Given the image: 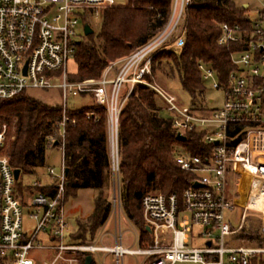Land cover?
<instances>
[{"label":"built area","instance_id":"1","mask_svg":"<svg viewBox=\"0 0 264 264\" xmlns=\"http://www.w3.org/2000/svg\"><path fill=\"white\" fill-rule=\"evenodd\" d=\"M189 0H174L168 23L145 45L108 65L97 80L72 81L68 66L81 40L80 27L88 19H100L103 11L123 5L120 0H0V101L30 90H60L62 121L58 124L62 153L59 173L48 169L53 182L31 187L23 199L17 194L15 169L5 153L8 126L0 123V258L5 264H81L91 257L96 264H264V246L242 245L233 236L243 228L228 223L226 213L235 206L264 214V8L251 19V28L221 26L218 44H242L231 55L233 70L221 82L207 64L198 68L205 84L223 92V105L210 110L185 106L145 78L143 65L183 36L182 26ZM182 24V25H181ZM146 86L163 103L164 116L176 136L200 135L207 150L194 155L177 146L174 161L191 174L182 198L149 192L141 200L142 217L149 239L123 243L119 177V121L122 110L137 86ZM69 97H89L105 110L111 145L113 201L110 219L114 233L105 231L88 243L74 241L65 213V130ZM212 102V101H210ZM21 175V174H20ZM199 185L195 187V185ZM54 191L52 195L39 189ZM30 207L35 222L31 232L23 225V211ZM127 218V217H126ZM125 218V219H126ZM128 219V218H127ZM126 219V220H127ZM129 220V219H128ZM112 238L109 243L108 239ZM33 253L47 254L36 259Z\"/></svg>","mask_w":264,"mask_h":264},{"label":"trees","instance_id":"2","mask_svg":"<svg viewBox=\"0 0 264 264\" xmlns=\"http://www.w3.org/2000/svg\"><path fill=\"white\" fill-rule=\"evenodd\" d=\"M125 1V5L103 11L98 32L85 36L77 45L76 72L70 75L72 81L97 80L108 65L145 45L168 23L174 4V0ZM248 13L247 8L237 6L234 0H189L180 49H170L155 57L152 71L158 69L161 60H166L170 71L177 75L190 96V105L204 107L206 86L198 66L201 63L211 66L219 80L226 81L233 70L231 55L243 50L244 46L219 45L221 26L239 25L249 29ZM162 112L163 103L155 92L140 85L127 100L119 121L121 203L129 221L139 229L142 243L149 236L141 210L144 195L149 192L175 194L181 200L192 180L191 174L182 171L174 161L176 147L181 146L199 156L207 151L200 144L199 134L190 133L186 141H178L171 121ZM61 121L60 106L46 105L27 93L0 101V123L8 126L5 153L10 165L23 175L44 167L47 151L56 146H50L49 140L60 139L58 124ZM64 150L65 201L79 190L98 192L93 213L79 224L77 233L71 235L77 242L88 243L107 222L111 211V202L105 193L112 181V160L107 115L103 108L90 104L79 110H69ZM39 191L48 195L54 193L47 188ZM20 195H23L21 187ZM258 231H243L235 236V241L251 245L260 239ZM0 264H5L1 258ZM81 264H85V260Z\"/></svg>","mask_w":264,"mask_h":264},{"label":"rangeland","instance_id":"3","mask_svg":"<svg viewBox=\"0 0 264 264\" xmlns=\"http://www.w3.org/2000/svg\"><path fill=\"white\" fill-rule=\"evenodd\" d=\"M123 5L126 4L125 0H120ZM237 6L243 7L244 4H247L248 14L251 19L256 18L259 10L264 8V0H234ZM89 26L93 29L94 33H97L99 30L100 19H88ZM182 25V24H181ZM81 31V40L85 39L84 26L80 27ZM182 42L180 40L174 41L171 49L178 50L180 49ZM170 50V49H169ZM168 50V51H169ZM167 52V50H163L159 52L155 56H153L147 63L143 65V71L145 72V78L149 80V83L153 84L156 87H159L161 90L168 92L172 95L177 101L185 106H189L191 104V98L186 93V91L182 88L177 75L173 74L170 71V68L167 65L166 60H161V64L158 65V69L154 72L152 71L153 59L157 57L159 54ZM68 71L71 74L76 72V65L74 61H71L68 66ZM27 95L35 100H38L49 106H60L62 105V96L60 90H30L27 92ZM205 98L208 102V108L210 110L220 109L223 105V92L221 90H217L212 88L211 85H206ZM212 101V102H210ZM95 104L89 97H69V109L79 110L87 105ZM162 115H165L162 112ZM13 128L11 127V132H13ZM111 150V145H110ZM62 166V153L58 148H51L46 153V161L45 166L35 170L32 174L23 175L21 174L17 183V194L20 195V187L23 189L22 198H29L32 194L35 193L32 186L36 183L40 182L43 186L49 185L53 182V178L48 175V169L54 168L57 173L61 171ZM31 190H30V189ZM98 192L90 189H83L76 192L75 195L69 196L65 203V213L66 220L69 225L70 234H76L79 230V224L84 223L88 219V217L93 213L95 208V199L97 197ZM107 197L112 204L113 201V181H111L110 187L106 190ZM123 208V207H122ZM31 208L25 206L23 211V225L25 231L28 233L31 232L35 227V222L30 218ZM124 212V210H123ZM111 215V213H110ZM125 218L127 217L124 212ZM122 217V231H123V243L125 247H131L134 243L135 233L139 229L135 227V225ZM226 218L228 223L231 224L232 227L236 228L243 222L242 231L239 233L246 231H251L254 233L256 230L260 236L259 240H255L251 245H259L258 243H262L260 246H264V214L248 211L243 218V209L241 207L235 206L232 210H229L226 213ZM110 219V216H109ZM108 219V221H109ZM102 229H99L96 233V237L99 236ZM105 231L113 234L114 233V225L112 219L107 223ZM233 236V241L237 244L239 242L235 241V236ZM149 239V237L147 238ZM146 239V240H147ZM108 242H112V238L108 239ZM33 256L36 259H44L47 254L45 253H33ZM135 261L130 257H125V264H134ZM193 264V263H187Z\"/></svg>","mask_w":264,"mask_h":264},{"label":"water","instance_id":"4","mask_svg":"<svg viewBox=\"0 0 264 264\" xmlns=\"http://www.w3.org/2000/svg\"><path fill=\"white\" fill-rule=\"evenodd\" d=\"M84 33H85V36H89V35L93 34L94 31H93V29L88 24H85V26H84ZM176 138H177L178 141H186V137L185 136L177 135ZM55 145L57 146V143ZM66 173H67V170H66ZM20 174H21L20 170H15L14 171V175H15V179L16 180L19 179ZM198 186L199 185H197V184L195 185V187H198ZM146 230L149 231L150 230L149 227H147ZM91 263H92V258L91 257H87L86 260H85V264H91Z\"/></svg>","mask_w":264,"mask_h":264},{"label":"crops","instance_id":"5","mask_svg":"<svg viewBox=\"0 0 264 264\" xmlns=\"http://www.w3.org/2000/svg\"><path fill=\"white\" fill-rule=\"evenodd\" d=\"M243 7H248V5H247V4H244ZM109 216H110V215H109ZM108 219H109V218H108ZM109 221H110V219H109ZM109 221L107 220L106 223H108ZM106 223H105V224H106ZM105 224H104V225H105ZM104 225H103V226H104ZM103 226H102V227H103ZM102 227H101L100 229H102ZM71 235H72V234H71ZM95 238H96V236H95ZM95 238H94V239H95ZM94 239H93V240H94ZM74 241H75V240H74ZM90 242H91V241H90ZM131 259H132V258H131ZM132 260H134V259H132ZM92 261H93V260H92ZM134 264H135V263H134Z\"/></svg>","mask_w":264,"mask_h":264}]
</instances>
